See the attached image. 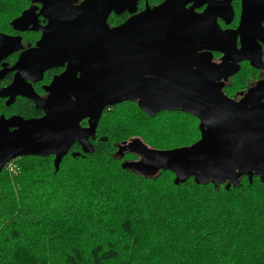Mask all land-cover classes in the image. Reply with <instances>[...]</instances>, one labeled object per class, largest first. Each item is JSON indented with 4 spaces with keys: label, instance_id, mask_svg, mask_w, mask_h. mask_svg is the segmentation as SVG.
Returning <instances> with one entry per match:
<instances>
[{
    "label": "water",
    "instance_id": "95a60500",
    "mask_svg": "<svg viewBox=\"0 0 264 264\" xmlns=\"http://www.w3.org/2000/svg\"><path fill=\"white\" fill-rule=\"evenodd\" d=\"M26 1L41 8L36 15L31 9L22 13L11 22L12 29L41 36L25 49L19 36L0 33V62L19 53L12 68L0 72V81L14 73L11 83L0 88V99L7 107L26 99L42 116L0 117V174L9 162L26 157H53L58 170L75 144L80 152L71 153L73 158L92 154L89 140L95 139L102 112L130 102L147 116L182 112L194 117L200 138L173 150L131 140L130 151L124 152L138 160L123 163V169L146 178L170 172L175 185L192 179L228 189L243 176L249 181L256 176L264 185V77L239 101L222 92L242 61L264 72V0H241L237 31H219L216 23L220 5L229 0H202L201 6L209 4L199 15L194 5L185 8L198 0H166L137 15L140 0H84L77 6L73 0ZM112 12L132 16L110 29ZM35 17L47 24L38 29ZM213 53L222 54L220 64L212 63ZM57 68L64 70L45 88L46 96H38L33 85Z\"/></svg>",
    "mask_w": 264,
    "mask_h": 264
},
{
    "label": "trees",
    "instance_id": "16d2710c",
    "mask_svg": "<svg viewBox=\"0 0 264 264\" xmlns=\"http://www.w3.org/2000/svg\"><path fill=\"white\" fill-rule=\"evenodd\" d=\"M27 3L0 0L1 34L14 33L10 24ZM51 77L45 74L43 83ZM243 81L241 70L231 79L233 91L243 89ZM0 112L42 116L21 98L8 108L0 102ZM183 120L192 127L183 128ZM197 123L182 112L147 116L124 102L102 112L89 140L92 154L73 158L80 152L75 144L58 170L52 157L19 158L15 178L5 175L6 166L0 174V264H264L258 177L243 176L227 189L192 179L175 185L170 172L146 178L121 167L134 158L117 154L123 143L140 137L151 149L167 150L181 137L197 139Z\"/></svg>",
    "mask_w": 264,
    "mask_h": 264
},
{
    "label": "flooded vegetation",
    "instance_id": "af4514ba",
    "mask_svg": "<svg viewBox=\"0 0 264 264\" xmlns=\"http://www.w3.org/2000/svg\"><path fill=\"white\" fill-rule=\"evenodd\" d=\"M83 1L84 0H73V5L77 6V5L81 4ZM152 1H154V3H151ZM165 1L166 0H140V1L137 2V5H136V9L137 10H136L134 15H137V14L141 13L146 8L157 7V6L161 5ZM208 1L216 2V3L217 2L218 3H222L224 0H208ZM201 3H202V0H198V1H196L195 4L192 2V4H189V5L185 6V8L188 9L189 7L194 5V13L199 15V14L204 13V11L207 9V5L209 4L208 3V4H204V5L201 6ZM220 6L221 7L217 11V18H216V23H217V25L219 27V31H237V28H238V25H239L240 13H241V0H229V2L227 4L225 2V5L222 4ZM29 7L31 8L32 11H34V13L36 15L39 12V9L41 8V5H39V4H30L29 3ZM224 7H226V8H224ZM228 8L231 10V13L228 11ZM131 16L132 15L128 14L127 12L120 13L119 15H115L112 12L109 15V17L107 18V25H108V27L110 29L118 27L121 24H123L126 20H128ZM230 16H231V18H230ZM34 21L38 22L37 24H35V26L38 29L44 27L47 24V21L44 20L42 17H35ZM10 26H11V24H10ZM262 29H264V24H262ZM10 31L14 32V30L12 29V26L10 28ZM14 33H15L14 35H9V36H19L20 39H21L22 46L25 49H27L29 47H33L35 45V43L39 40L40 36H41L40 32L35 33V32H31L30 31V32H24V33H21V34L17 33V32H14ZM29 34L37 35L38 38L35 39V40L34 39H30L29 37H27ZM236 45H237V49H239V47H240L239 39H237V44ZM262 51H263L262 59L264 60V48L263 47H262ZM18 55H19V53H14L11 56L7 57L5 60L1 61L0 62V72L2 71V69H4L5 71L11 69L12 66L14 65V63L16 62ZM14 56L16 58L13 61V57ZM221 58H222V54L213 53L212 54V63L220 64L221 63ZM248 69H249V73H253L252 75H254L253 76L254 79H253L252 82H246L247 80L250 79V76L247 77L248 76V74H247V70ZM63 70H64L63 68H57V69H51V70L46 71L43 74V76L45 74H47V73H51V76H52L51 79L47 83H43V81L41 80L40 82L34 84L33 85L34 92L38 96L44 98V96H46L45 88L51 83L53 78L55 76L60 75L63 72ZM241 70H244V81H245L244 88L241 89V90L233 91V89H235V86H234V84L231 85V79L234 77V76H232L226 82H224V86H223V89H222V92L224 93V95L228 99L233 100V101H239L241 93L246 92L249 88L253 87L257 82L261 81L263 79V77H264V72L263 71H260V70H258L256 68L251 67L250 64L248 62H246V61H242V62L239 63V71L237 73L241 72ZM13 76H14L13 72H7L5 74V76L3 77V79L0 81V88L6 87L7 85H9L11 83L12 79H13ZM5 101L6 100L0 99V102L3 103L4 106H5ZM5 107H7V106H5ZM41 115H42V112H41ZM1 116H3L6 119L12 117L10 115H7L5 113H1L0 112V117ZM82 123H81L82 127L86 128L88 126L87 121H83ZM129 142H131V140L128 141L126 144L123 143L120 146V148H123L122 149L123 152L125 151L124 149L129 150V148L131 146V145L128 146L130 144ZM124 153H125V155L130 153V155L132 154V156L134 157L132 159H128L127 160L128 163H133V162H136L138 160V157H136V155L133 152L126 151ZM125 155L123 157H125Z\"/></svg>",
    "mask_w": 264,
    "mask_h": 264
},
{
    "label": "rangeland",
    "instance_id": "374dc122",
    "mask_svg": "<svg viewBox=\"0 0 264 264\" xmlns=\"http://www.w3.org/2000/svg\"><path fill=\"white\" fill-rule=\"evenodd\" d=\"M151 3H154V1H152ZM31 8L29 7V3H27V4H25L24 5V9L21 11V12H23V11H28V10H30ZM21 12H20V14H21ZM20 14L17 16V17H19L20 16ZM15 33H13V34H9V35H14ZM27 37H29L30 39H37L38 38V36L37 35H34V34H29ZM247 74H248V76L247 77H249L250 76V79L249 80H247L246 82H252L253 81V79H254V75H252L253 73H249V69L247 70ZM242 83H245V81L244 82H242ZM45 97V96H44ZM182 125H183V128H185V129H187V128H191L192 127V125H191V122H189L188 120H183L182 121ZM198 124L199 123H197V124H195L197 127H198ZM187 131V130H186ZM199 138H200V135H199V133H198V138L196 139H191V138H187V137H181L180 138V140H177V141H175V142H171L170 144H168L167 146H166V149L167 150H173V149H177V148H183V147H189V146H191V145H193L195 142H197L198 140H199ZM133 139H138V140H140L141 141V143H144V141H142V139L140 138V137H137V138H132V140ZM145 144V143H144ZM146 145V144H145ZM148 148H150V146H147ZM151 149V148H150ZM162 150V149H161ZM17 160L18 159H16V161H14V162H12V164H11V166H9L8 168H6V169H4L5 170V175H7V176H9V177H13V178H15V177H17V176H19V174H20V169H19V166H18V162H17ZM52 162H53V157H52ZM176 204V203H175ZM207 214H209V212L207 213Z\"/></svg>",
    "mask_w": 264,
    "mask_h": 264
},
{
    "label": "built area",
    "instance_id": "2783aa9c",
    "mask_svg": "<svg viewBox=\"0 0 264 264\" xmlns=\"http://www.w3.org/2000/svg\"><path fill=\"white\" fill-rule=\"evenodd\" d=\"M11 164H12V163L9 162L6 166L9 167V166H11Z\"/></svg>",
    "mask_w": 264,
    "mask_h": 264
}]
</instances>
